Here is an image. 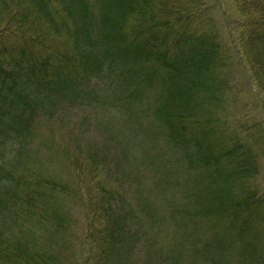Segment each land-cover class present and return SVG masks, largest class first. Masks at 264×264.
<instances>
[{
  "label": "trees",
  "instance_id": "trees-1",
  "mask_svg": "<svg viewBox=\"0 0 264 264\" xmlns=\"http://www.w3.org/2000/svg\"><path fill=\"white\" fill-rule=\"evenodd\" d=\"M240 70L258 101L239 111ZM101 110L131 182L90 145L57 147L71 186L43 176L56 126L76 128L57 118ZM144 126L137 178L124 147ZM0 264H264V0H0Z\"/></svg>",
  "mask_w": 264,
  "mask_h": 264
},
{
  "label": "rangeland",
  "instance_id": "rangeland-1",
  "mask_svg": "<svg viewBox=\"0 0 264 264\" xmlns=\"http://www.w3.org/2000/svg\"><path fill=\"white\" fill-rule=\"evenodd\" d=\"M242 74H245L244 70H240L239 73L241 89L236 90V92H239L241 90L239 95V102L237 103V105H232V107L235 106L234 110L239 111L243 109L245 105L258 101L256 90L253 88L252 84H248L246 86L244 85L243 79H246L247 77L246 75L243 76ZM259 113L260 109L256 112L257 117L260 116ZM96 117H99L98 120L95 119ZM96 117L86 119L83 123V126L81 125V118L68 119L66 122H62L59 118H57L58 123H63L70 127L76 126V128L73 135L69 136L66 130L61 129L59 126H56L54 132L57 133V146L52 144V148L43 151L42 158L49 164L48 172L41 173L43 176H46L48 178H56L57 180L71 186L73 181L71 168L68 164L66 156L63 155L59 150H57V147H59V145H62L65 146L68 151H74L78 148H85L86 145H90L92 149L97 148L101 150L100 147H102L106 151V153H108L107 155L110 157V164L117 168V172L119 173L118 178L121 180V183L127 184V182H131L127 179V177L125 180V177L122 173L124 170L129 169V166L125 164L122 156H119V150L123 149L121 145H124V141L126 140L125 135H120L121 132H119V126L121 125V123H123L121 116L116 115L112 119H110L109 113L101 110L100 116ZM108 122H111V124H106ZM142 129L143 130L139 131L141 132L140 135L134 131L133 140L127 143L124 147L131 163L130 171H133L137 178L139 177L140 170H145L144 166L141 165V155L143 154V150L147 149L148 147L147 137L150 134L151 138L154 139V134L149 131V127L144 126L142 127ZM135 130L138 131V128H136ZM77 135L79 136L76 137ZM157 141L160 145H163V140L159 137H157ZM152 147L153 143L150 144V155H152ZM162 167L163 164L160 166L153 165L152 171L156 169L160 170ZM41 168L42 166L39 167V169ZM128 173L129 171L127 172V175ZM60 199V201L66 206L67 211L68 209H70V206L75 210V213L70 214V218L67 220L66 225L70 230L77 231L78 233V238L75 241L76 248L75 245H70L69 242H66V238L64 236H61L58 239L59 246H61L62 249V255H64L65 257H71L76 251L79 250V243L82 240V231L85 228V218L83 217L81 208L70 196H68V198L62 197ZM166 219L167 217L164 216L153 226H150L151 233L155 237H157L158 245L156 246L158 248L160 247L161 249L168 248V246L166 245L167 242L160 244V241L164 242L165 238L166 227L164 221H166ZM203 225H207V223L203 222ZM200 228H205V226H200ZM64 243L68 245L65 247ZM149 256L150 255H148V257Z\"/></svg>",
  "mask_w": 264,
  "mask_h": 264
}]
</instances>
